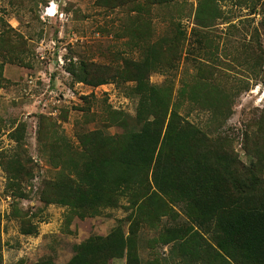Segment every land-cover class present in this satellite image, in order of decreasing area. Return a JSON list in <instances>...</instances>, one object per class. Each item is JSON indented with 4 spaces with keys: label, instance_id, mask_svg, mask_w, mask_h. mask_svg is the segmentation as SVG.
Returning <instances> with one entry per match:
<instances>
[{
    "label": "rangeland",
    "instance_id": "rangeland-1",
    "mask_svg": "<svg viewBox=\"0 0 264 264\" xmlns=\"http://www.w3.org/2000/svg\"><path fill=\"white\" fill-rule=\"evenodd\" d=\"M197 1L153 5L136 20L124 8L105 10L96 0H0V160L20 153L29 171L19 191L0 167L3 264L44 259L64 264L90 236H105L117 225L127 230L124 199L84 219L39 199L42 181L60 171L53 152L62 153L65 145L75 149L77 136L90 130L115 134L139 128L134 83L81 82L75 72L83 63L118 68L125 58H142L144 40L154 42L179 29L177 50L149 83L169 87L180 116L209 137L228 138L245 165L254 162L244 142L263 107L264 19L259 10L264 13V0H219L221 18L204 26L196 25ZM49 11L55 14L47 16ZM259 43L261 69L254 67ZM15 131L22 134L20 140L13 138ZM173 210L177 221L167 215L140 224L142 264H199L182 255L177 243L159 239L165 227L186 224L182 212ZM24 225L35 227L37 234H22ZM109 264H125V258Z\"/></svg>",
    "mask_w": 264,
    "mask_h": 264
},
{
    "label": "trees",
    "instance_id": "trees-1",
    "mask_svg": "<svg viewBox=\"0 0 264 264\" xmlns=\"http://www.w3.org/2000/svg\"><path fill=\"white\" fill-rule=\"evenodd\" d=\"M172 1L146 0L142 4L140 0H96V4L110 11L124 8L138 20L137 16L149 12L151 6ZM218 2L197 1V26L221 18ZM259 12L263 20L264 13ZM174 30L154 42L144 40L139 60L125 58L118 68L83 63L75 72L77 80L93 86L110 81L133 82L131 93L138 99L139 128L115 134L102 130L80 133L75 149L65 145L62 153L50 155L60 171L42 181L39 199L44 205L67 208L72 216L84 219L98 216L102 209L117 207L124 199L125 205H121L128 211L127 230L117 225L105 236H90L74 247L72 257L64 264H109L122 257L125 264H142L138 254L140 224L144 218L158 221L167 215L177 221L174 207L185 216L186 224L176 222L165 227L159 239L164 244L177 243L178 251L190 261L264 264V98L254 130L246 132L251 137L245 134L244 149L255 158L245 165L231 151L228 138L209 137L178 114L169 87L149 83V76L164 70L171 51L177 50L183 34ZM192 31L198 36L195 28ZM261 53L259 43L254 67L259 65L260 69ZM12 136L20 140L22 134L15 131ZM0 167L8 174L10 185L15 184V190H19L29 172L22 154L3 156ZM1 222L0 217L3 264ZM21 233L36 235L37 230L24 225ZM30 264L59 263L44 259Z\"/></svg>",
    "mask_w": 264,
    "mask_h": 264
},
{
    "label": "built area",
    "instance_id": "built-area-1",
    "mask_svg": "<svg viewBox=\"0 0 264 264\" xmlns=\"http://www.w3.org/2000/svg\"><path fill=\"white\" fill-rule=\"evenodd\" d=\"M49 10V7H47L46 8V11H48ZM55 13H50V11H49V13L47 14V16H53Z\"/></svg>",
    "mask_w": 264,
    "mask_h": 264
}]
</instances>
